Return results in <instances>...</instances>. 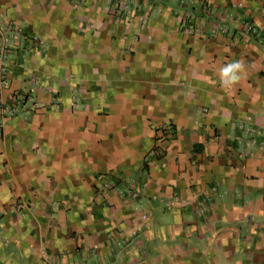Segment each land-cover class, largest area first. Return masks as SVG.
Returning a JSON list of instances; mask_svg holds the SVG:
<instances>
[{"label":"crops","instance_id":"obj_1","mask_svg":"<svg viewBox=\"0 0 264 264\" xmlns=\"http://www.w3.org/2000/svg\"><path fill=\"white\" fill-rule=\"evenodd\" d=\"M203 1L0 0V264H264V35Z\"/></svg>","mask_w":264,"mask_h":264},{"label":"built area","instance_id":"obj_2","mask_svg":"<svg viewBox=\"0 0 264 264\" xmlns=\"http://www.w3.org/2000/svg\"><path fill=\"white\" fill-rule=\"evenodd\" d=\"M140 0H135L134 2V12H137L140 6ZM211 0H205L203 1V12H205L203 17H198L196 11L193 10H184L183 14L180 17V23L181 27L183 28V31L186 32L189 35H196L200 34L203 36L202 33V25H205L208 28V31L210 33L214 34L218 32L219 30L224 31L228 33L232 38H237L239 35H246L249 37L254 38H260L261 35H264V30L262 27H258L253 21L249 20H240L239 27H230L226 25V18L222 15L213 12L212 11V4L210 2ZM122 4V3H121ZM120 5V3H119ZM122 7V5H121ZM119 7L117 6V11ZM144 19L148 17V15L143 16ZM216 19L217 21H213V19ZM145 21V20H144ZM2 52L0 53V84H5L7 82V64H6V56L7 54L13 49V43H11L10 38L8 36H5L2 41ZM38 101L33 102V107H38ZM17 106L16 107H10V108H4L0 106V115H4L5 113H9L10 115H13V113H16ZM2 116H0V125L2 124Z\"/></svg>","mask_w":264,"mask_h":264},{"label":"clouds","instance_id":"obj_3","mask_svg":"<svg viewBox=\"0 0 264 264\" xmlns=\"http://www.w3.org/2000/svg\"><path fill=\"white\" fill-rule=\"evenodd\" d=\"M240 68H241L240 64H230V65H228L227 70L224 71L222 74L225 77H229L230 76L231 82L234 83L237 80H239V76H237V75H235L233 73H235Z\"/></svg>","mask_w":264,"mask_h":264},{"label":"rangeland","instance_id":"obj_4","mask_svg":"<svg viewBox=\"0 0 264 264\" xmlns=\"http://www.w3.org/2000/svg\"><path fill=\"white\" fill-rule=\"evenodd\" d=\"M201 7H199L198 9H199V11H196L195 13H197V15H198V17H203L204 16V14H205V12H203V7H202V5H203V2L202 3H200L199 4ZM183 12H184V10L182 11V13H181V15L183 14ZM181 15H180V17H181ZM237 18H235V20H236ZM240 22V21H239Z\"/></svg>","mask_w":264,"mask_h":264}]
</instances>
